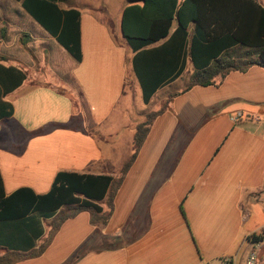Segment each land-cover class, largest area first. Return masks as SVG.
<instances>
[{
  "label": "crops",
  "instance_id": "obj_1",
  "mask_svg": "<svg viewBox=\"0 0 264 264\" xmlns=\"http://www.w3.org/2000/svg\"><path fill=\"white\" fill-rule=\"evenodd\" d=\"M74 2L60 7L80 11V63L21 7L0 9L6 195L20 188L45 194L59 172L118 175L146 110L154 103L152 112L166 108L126 174L108 223L93 225L80 213L42 256L17 264H222L227 258L247 264L253 252L254 264H264V241H249L264 227V69L231 72L215 86L186 92V85L176 89L182 75L145 104L120 30L128 0H100L89 9ZM188 71L190 77V62ZM49 221L36 216L0 225V245L37 249Z\"/></svg>",
  "mask_w": 264,
  "mask_h": 264
},
{
  "label": "trees",
  "instance_id": "obj_2",
  "mask_svg": "<svg viewBox=\"0 0 264 264\" xmlns=\"http://www.w3.org/2000/svg\"><path fill=\"white\" fill-rule=\"evenodd\" d=\"M77 63L82 60L80 11L62 9L69 0H14ZM121 35L132 50V66L145 104L163 86L192 73L184 90L215 86L231 72L264 69V6L256 0H128ZM166 105L135 127L132 153L118 175L59 172L45 194L20 188L6 195L0 174V225L50 219L37 249L19 252L0 245V264H17L44 254L62 225L87 213L96 226L108 223L115 197L134 164L152 123ZM8 114V116H10ZM32 133L31 136L37 134ZM252 243L262 236L249 237Z\"/></svg>",
  "mask_w": 264,
  "mask_h": 264
},
{
  "label": "rangeland",
  "instance_id": "obj_3",
  "mask_svg": "<svg viewBox=\"0 0 264 264\" xmlns=\"http://www.w3.org/2000/svg\"><path fill=\"white\" fill-rule=\"evenodd\" d=\"M262 6H264V0H257ZM77 4V6H81L82 9H89L94 5H99L100 0H76L74 2ZM0 9H20V5L16 3L14 0H0ZM189 81V71L187 73H184L181 80H179L176 84V89L180 90L182 89L187 82ZM158 106L154 103L152 104L146 112L149 114L156 110Z\"/></svg>",
  "mask_w": 264,
  "mask_h": 264
},
{
  "label": "built area",
  "instance_id": "obj_4",
  "mask_svg": "<svg viewBox=\"0 0 264 264\" xmlns=\"http://www.w3.org/2000/svg\"><path fill=\"white\" fill-rule=\"evenodd\" d=\"M242 118V115L241 114H238L233 120L236 122L238 120H240ZM257 235H261L262 236V241H264V227L259 231V233ZM259 242V243H261ZM259 243H255L256 245L259 244ZM255 259H256V254L253 252L250 256H249V260L247 262V264H254L255 262ZM222 264H234V261L230 258H227L223 261Z\"/></svg>",
  "mask_w": 264,
  "mask_h": 264
},
{
  "label": "water",
  "instance_id": "obj_5",
  "mask_svg": "<svg viewBox=\"0 0 264 264\" xmlns=\"http://www.w3.org/2000/svg\"><path fill=\"white\" fill-rule=\"evenodd\" d=\"M121 33H122V31H121Z\"/></svg>",
  "mask_w": 264,
  "mask_h": 264
}]
</instances>
